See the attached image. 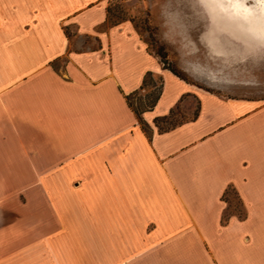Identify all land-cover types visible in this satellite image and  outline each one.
I'll return each instance as SVG.
<instances>
[{
  "label": "crops",
  "instance_id": "0c3cea01",
  "mask_svg": "<svg viewBox=\"0 0 264 264\" xmlns=\"http://www.w3.org/2000/svg\"><path fill=\"white\" fill-rule=\"evenodd\" d=\"M97 1L0 0V264H264V104L184 82L127 23L97 31ZM146 73L148 133L125 102Z\"/></svg>",
  "mask_w": 264,
  "mask_h": 264
},
{
  "label": "rangeland",
  "instance_id": "374dc122",
  "mask_svg": "<svg viewBox=\"0 0 264 264\" xmlns=\"http://www.w3.org/2000/svg\"><path fill=\"white\" fill-rule=\"evenodd\" d=\"M97 2L105 5V21L97 31L127 23L161 67L174 71L184 82L216 95L264 104V0H240L245 8L253 10L251 15L225 11L226 0ZM57 25L70 47L95 48L91 37L75 39V26H63V15L57 18ZM63 62V58L55 60L51 68L58 70ZM160 83V78L151 77L150 83L130 97L132 105H147ZM189 103L185 110L175 107L165 121L154 126L164 130L191 119L196 102ZM144 130L148 133L147 126ZM223 198L228 202L225 215L242 212L230 189Z\"/></svg>",
  "mask_w": 264,
  "mask_h": 264
},
{
  "label": "trees",
  "instance_id": "16d2710c",
  "mask_svg": "<svg viewBox=\"0 0 264 264\" xmlns=\"http://www.w3.org/2000/svg\"><path fill=\"white\" fill-rule=\"evenodd\" d=\"M173 75H175L176 77H178L179 79L182 80V78L177 75L174 71H170ZM151 82V75L150 73H146L143 78H142V81H141V85L139 87V90H142L144 88V86L147 84V83H150ZM160 89H161V83H160V87H159V90L157 91V93L155 95H153L151 97V100L149 101V103L147 105H145L144 107L142 108H139V107H136V106H133L132 103L130 102V97L133 96L137 91L125 96V102H126V105L127 107L131 110V112L133 113V115L135 116L136 120H137V123L140 127V129L143 131V132H146L144 130V127H146V125L143 123V121L141 120V117L140 115L145 112V111H149L156 103L158 97H159V94H160ZM172 113V110L165 116H162V117H157V118H154L153 120V124L156 126L159 122L161 121H165ZM195 115V113L193 114V116ZM178 124H174V125H171L170 127L164 129V130H168V129H171L173 128L174 126H176ZM163 130V131H164ZM239 217L242 215L241 213H238Z\"/></svg>",
  "mask_w": 264,
  "mask_h": 264
},
{
  "label": "clouds",
  "instance_id": "9594fccd",
  "mask_svg": "<svg viewBox=\"0 0 264 264\" xmlns=\"http://www.w3.org/2000/svg\"><path fill=\"white\" fill-rule=\"evenodd\" d=\"M227 8L225 11H229L232 14L236 15H251L252 9L245 8L244 5L240 2V0H226ZM264 12V8L261 9Z\"/></svg>",
  "mask_w": 264,
  "mask_h": 264
},
{
  "label": "built area",
  "instance_id": "2783aa9c",
  "mask_svg": "<svg viewBox=\"0 0 264 264\" xmlns=\"http://www.w3.org/2000/svg\"><path fill=\"white\" fill-rule=\"evenodd\" d=\"M119 1L126 2V1H129V0H119Z\"/></svg>",
  "mask_w": 264,
  "mask_h": 264
}]
</instances>
